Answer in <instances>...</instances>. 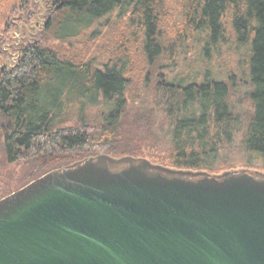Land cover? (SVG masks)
<instances>
[{"label": "trees", "instance_id": "1", "mask_svg": "<svg viewBox=\"0 0 264 264\" xmlns=\"http://www.w3.org/2000/svg\"><path fill=\"white\" fill-rule=\"evenodd\" d=\"M103 19L106 61L65 48ZM230 40L238 66L194 69ZM98 154L264 171V0H0V197Z\"/></svg>", "mask_w": 264, "mask_h": 264}, {"label": "water", "instance_id": "2", "mask_svg": "<svg viewBox=\"0 0 264 264\" xmlns=\"http://www.w3.org/2000/svg\"><path fill=\"white\" fill-rule=\"evenodd\" d=\"M0 264H264V172L89 156L0 198Z\"/></svg>", "mask_w": 264, "mask_h": 264}, {"label": "rangeland", "instance_id": "3", "mask_svg": "<svg viewBox=\"0 0 264 264\" xmlns=\"http://www.w3.org/2000/svg\"><path fill=\"white\" fill-rule=\"evenodd\" d=\"M177 1V0H174ZM117 17L115 15H112V19L110 23H113V25L116 23ZM23 22V21H22ZM42 23V22H41ZM23 24V23H21ZM31 24L30 27V36H33V33H35L34 30H38L32 27ZM110 26L106 25L104 23V19L100 21L98 24H95L94 26H91L90 28L84 30L85 32L80 36L79 38H76V40H72L69 44H64L65 48H74L75 50H82L86 51L88 56L95 57L100 59L99 61H106L108 59L109 55H102L103 51L114 49L117 44L115 43L116 40L114 39V35L111 34ZM19 30H21L19 28ZM22 31V30H21ZM21 31H18L16 33V37H18L19 40H24L27 38L26 34H22ZM21 33V34H20ZM233 41L230 40L229 42H223V46L220 45L218 49L214 48L209 50V67H200L194 66V69H197L200 73L207 74L210 77L216 78V74L226 72L223 70H226L228 68H233L239 65V61L241 58V55H243V52L240 47H233ZM71 50L73 54H76V51L73 49ZM14 55L12 53L11 58L8 60H14ZM176 68L174 69V75L177 73L175 71H184L185 73H189L188 66H184L183 63H177ZM196 71V70H194ZM148 159V158H147ZM169 167V166H168ZM172 168V167H171ZM239 170L240 168H235ZM231 170V169H228ZM249 170H258L261 172H264L260 169H249ZM226 171V170H225ZM17 180V179H16ZM19 181H15L14 184L19 183Z\"/></svg>", "mask_w": 264, "mask_h": 264}, {"label": "flooded vegetation", "instance_id": "4", "mask_svg": "<svg viewBox=\"0 0 264 264\" xmlns=\"http://www.w3.org/2000/svg\"><path fill=\"white\" fill-rule=\"evenodd\" d=\"M25 184H26V183H25ZM23 185H24V184H23ZM20 187H21V186H20ZM18 188H19V187H18ZM18 188H16V189H18ZM16 189H14V190H16ZM14 190H12V191H14ZM12 191H10V192H12ZM10 192H9V193H10ZM9 193H7V194H9ZM7 194H5V195H7ZM3 196H4V195H3ZM3 196H1V197H3ZM1 197H0V198H1Z\"/></svg>", "mask_w": 264, "mask_h": 264}]
</instances>
